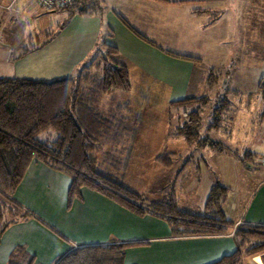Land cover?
Returning <instances> with one entry per match:
<instances>
[{
  "label": "crops",
  "instance_id": "obj_1",
  "mask_svg": "<svg viewBox=\"0 0 264 264\" xmlns=\"http://www.w3.org/2000/svg\"><path fill=\"white\" fill-rule=\"evenodd\" d=\"M167 1L103 0L102 15L66 14L55 30L51 15L57 12L37 7L35 0H15L9 10H0V33L4 36L0 43V79L54 81L74 77L89 63L108 29L113 37L103 35L105 43L118 51L120 62L129 70L132 88L137 82L143 84L142 89L153 86L164 90L172 105L205 103L210 99L198 95L197 65L169 57L143 42L117 16L159 48L200 59V66H204L198 53L212 51L213 40L207 35L220 20L228 25L229 39L236 25H242L243 32L240 26L235 33L243 34L245 43L264 42V0ZM31 20L38 29L42 25L40 34L31 35L27 27ZM46 41L45 46L21 56L25 47H37ZM201 80V87L208 86L207 76L203 74ZM259 98L263 100L261 95ZM70 185L67 176L32 162L14 199L67 241L36 220L13 225L2 238L0 264H7L18 246H25L37 264H55L75 248L114 240L151 242L148 247L127 249L125 264H214L237 250L231 236L171 240L165 222L137 217L86 188L81 191L83 201H74L68 209ZM234 221L235 225H264V180L247 202L239 201Z\"/></svg>",
  "mask_w": 264,
  "mask_h": 264
},
{
  "label": "trees",
  "instance_id": "obj_2",
  "mask_svg": "<svg viewBox=\"0 0 264 264\" xmlns=\"http://www.w3.org/2000/svg\"><path fill=\"white\" fill-rule=\"evenodd\" d=\"M9 1L11 0H0V4ZM156 1L168 3L167 0ZM58 11L66 12L69 17L76 14L102 15L104 2L74 0L69 7L54 12ZM117 17L140 40L167 56L202 64L200 59L159 48L119 15ZM103 35L113 37L111 31L106 29L89 63L74 77L54 81L0 79V244L11 226L31 220L38 221L67 241L34 212L14 199L28 168L32 162L37 161L71 180L68 209H71L74 201H83L81 191L86 188L137 217H152L165 222L170 230L171 240L233 234L236 252L214 264H243L244 257L264 252V225H235L224 215L223 207L227 202L229 189L221 185L213 187L207 197L204 213L194 214L180 207L176 187L162 200L148 198L124 186L116 173L100 169V143L108 137L112 124L101 118L96 106L103 95L131 89L129 70L120 62L118 51L106 45ZM47 43L25 47L21 56H26ZM94 66L98 70L102 69V74H93ZM209 86H215L214 80ZM259 90L264 101V79L260 81ZM196 102H178L175 106H189ZM190 116L188 142L199 136L201 120L200 112H192ZM202 142L218 152L222 151L220 143L210 139ZM156 161L166 168L172 166L173 162L170 155H161ZM150 244V241L125 243L114 240L104 245L78 247L55 264H125L127 249L148 247ZM8 264L37 262L25 246H18L11 253Z\"/></svg>",
  "mask_w": 264,
  "mask_h": 264
},
{
  "label": "rangeland",
  "instance_id": "obj_3",
  "mask_svg": "<svg viewBox=\"0 0 264 264\" xmlns=\"http://www.w3.org/2000/svg\"><path fill=\"white\" fill-rule=\"evenodd\" d=\"M14 1L0 5L1 12ZM66 14L51 15L55 30ZM217 23L207 35L213 40L212 51L198 53L204 66L195 64L198 95L210 100L175 106L168 102L166 91L153 86L142 89L137 82L132 88V81L129 91L103 95L96 111L112 128L100 143L98 161L101 170L116 173L124 186L141 196L162 200L176 187L180 207L194 214L204 213L211 190L221 185L229 189L224 215L235 223L239 201L247 202L264 180V101L259 98L264 42L245 43L243 34L235 33L240 26L243 32L242 25H236L229 39L228 25L222 20ZM27 27L33 36L42 29L33 20ZM101 70L94 66L92 73L100 75ZM203 74L208 83L204 88L199 85ZM195 111L201 114L199 136L188 142L187 127ZM206 139L220 143L222 151L205 146ZM161 155H170L172 166L158 164ZM255 256H246V262L257 264Z\"/></svg>",
  "mask_w": 264,
  "mask_h": 264
},
{
  "label": "built area",
  "instance_id": "obj_4",
  "mask_svg": "<svg viewBox=\"0 0 264 264\" xmlns=\"http://www.w3.org/2000/svg\"><path fill=\"white\" fill-rule=\"evenodd\" d=\"M74 0H35V4L37 7L49 12L53 13L56 10H60L72 5ZM3 40V36L0 33V43ZM233 237V234L231 235ZM257 264H264V252L259 253L255 256ZM246 260H249L248 257H244L243 264H248Z\"/></svg>",
  "mask_w": 264,
  "mask_h": 264
}]
</instances>
